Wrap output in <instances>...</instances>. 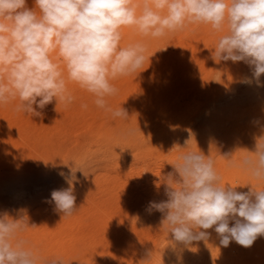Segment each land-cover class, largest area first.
Returning a JSON list of instances; mask_svg holds the SVG:
<instances>
[{
	"label": "clouds",
	"instance_id": "obj_1",
	"mask_svg": "<svg viewBox=\"0 0 264 264\" xmlns=\"http://www.w3.org/2000/svg\"><path fill=\"white\" fill-rule=\"evenodd\" d=\"M190 25H210L224 33L213 58L245 63L252 76L243 82L254 79L261 86L264 0H32L31 7L28 0H0V106L16 102L14 111L39 117L53 101L71 106L76 97L69 83H74L91 94L97 109L127 121L128 111L110 103L119 92L113 81L142 72L153 56L148 55L150 39ZM126 27L142 39L121 46ZM123 134L134 135L135 129ZM238 150L245 154L222 157L228 168L255 182L247 184L248 191L224 184L215 160L200 150L181 152L171 163L173 171L164 177L166 199L149 201L146 211L161 213L174 249L207 240L208 229L225 247L235 241L248 248L264 236V135L256 138L254 150ZM73 167L58 173L68 187L52 190L46 200L63 217L77 210ZM28 228L26 214H0V264H66L63 256L44 257L22 236ZM152 257L153 251H147L142 264H150Z\"/></svg>",
	"mask_w": 264,
	"mask_h": 264
},
{
	"label": "rangeland",
	"instance_id": "obj_2",
	"mask_svg": "<svg viewBox=\"0 0 264 264\" xmlns=\"http://www.w3.org/2000/svg\"><path fill=\"white\" fill-rule=\"evenodd\" d=\"M210 28V25H190L182 32L169 34L162 39L160 38V41H158L157 39V42H160L158 46L155 39L153 40L156 45L153 44L152 47L149 48L148 52V55L153 56L150 58V62H145L142 69L146 70L144 71L145 76L143 77L142 75H140V79L142 77L146 80H142V82H145L144 85L146 86L144 87V90L151 92L152 88H157L156 91L160 90L161 93L163 91V94H165L167 98H169V102H172L173 100L176 106L173 109L171 118L167 119L166 117H163L160 118L161 121L158 120L159 118H157L155 112L146 110V114L150 117V122H148L151 130H149L153 131L154 133L156 132L155 136L150 137V139L147 137L146 140H138L135 143L133 142V144L124 146L118 142L114 143L116 146L113 143L111 146V143L105 142L106 144H108L107 147L105 146V143H102L103 145H101V143H91V145L84 151L83 149H77V146L79 145V142L83 143L87 140V132L85 130L81 131V129H77L76 131L73 130L69 139L67 138L65 139V141L62 140V144L63 142H66V146L65 144L63 145L70 148L69 152H67V154L65 153L67 157H64L66 156L64 155L61 160L59 159L57 162L54 161L55 163H48V166L31 164V169L30 166H26L25 168L20 170L2 168L1 171L0 169V172L2 173H0V214L8 212L13 218H20L21 215L26 214L29 218V222L31 217V220L40 222L39 219L45 220V218L47 219L50 217H48V215H50L51 213H60L54 210V204L48 203L46 202V200L50 199V193L52 190L68 187L65 180L58 173L63 171L65 174H67L69 172V165L74 166L73 171L77 170V172L75 173L76 182L74 192L76 196V207H78V205H82L87 195H95L99 198L100 196H102V188H104L103 186L114 183L112 180H110L111 182L106 181L104 184H101L100 187H96L94 184V180L97 177L108 175L116 176L115 179H117L120 173H122L124 170L127 171L125 177L123 175L124 183H127L125 185L129 187L132 195L129 196L130 198L128 197V195H119L118 199H121L123 201L129 200L132 203H135V201L138 203H146V200L153 194L152 190L160 187L159 185H161L162 183V180L160 181L162 175H167L173 170L171 163L175 161L176 157L181 152L188 150H200L206 156L210 155L216 163L218 162L216 165V168H218V172L220 170H223L225 175H227V173L229 172L228 174L232 178L230 176H227L228 178H226L227 180H229L230 177V180H232V182L230 181V186H233L234 184V187H237L240 186L239 184H241L240 187L244 191L248 190L250 186H247V184L251 183L250 178L248 180H245L247 178L244 179L245 174L243 172L228 168L227 163L222 156L231 154L234 155V158H238L245 153L243 150H238L235 153L237 149H247L249 151L254 150L256 138L264 135V74H262L260 77L261 86H257V82L254 79H252L251 83H245L243 82L244 79L251 78L252 76L250 68L245 63H233L231 61L224 62L215 60L212 56V53L214 51L213 48L216 46L219 37L224 33L220 34L217 32H212L214 30ZM186 45H191V52L189 54H193V57L191 54L189 59H185V56L182 57L180 55V52H186ZM181 48L182 50H185L182 51ZM150 50L154 52L151 53ZM178 57L180 59L177 60ZM165 58L167 59V61ZM155 64L157 65L156 67ZM130 84L132 85V83ZM151 86L153 87L151 88ZM84 96L85 95H79V98H87V96ZM75 97L76 102L78 100V97ZM141 102V98L134 96L128 102V104L130 105H128L127 108H129L130 111L132 110V112L137 115L141 114V111L142 113H144V109L142 108L143 102ZM179 108L181 109L179 110ZM158 126L161 127L160 131H157ZM84 132L86 133L84 134ZM76 137L78 139H76ZM70 141H73V143L75 144L72 145ZM186 141H188L187 147L180 148L186 146ZM95 144H97V146H95ZM102 146H105V148ZM126 146H128L129 148ZM130 146H133L135 149L131 148ZM123 147H126V149H123ZM137 147L138 149H136ZM115 149H117V153ZM116 155L118 157H116ZM125 155L133 157L130 159ZM113 157H115L114 159L117 160H114ZM164 162L166 165L163 164ZM161 165H164V167ZM157 167H159V169L161 168L162 170H159ZM230 173H233V176ZM234 174H239L240 177H238L239 175L235 177ZM162 189L161 190L163 192H161V194L157 197L158 201L161 200V197L166 199L164 194L165 188ZM240 189L238 187V189L236 190L238 191ZM97 191H99V193ZM89 192H91L92 194H89ZM140 199L142 200L140 201ZM119 209V207H115L112 212L114 211L113 213L120 215L123 210L122 208L121 211ZM48 210L49 212H46ZM117 210H119L120 212ZM32 213L34 214L32 215ZM39 213H41L43 217L40 215L41 217L39 218ZM140 214L142 217V221L137 222L133 225V232L139 235L145 234L148 231V233L151 234V239L154 242L156 240V249L158 250V252L160 251L159 253L162 257V255H165V251L163 249L161 251V247L159 245L162 246L164 244H162V242L164 240V235L167 233L166 231L164 232V230L161 229V223L156 222V217L161 216L160 213L155 212L149 214L148 212H142ZM86 226H84V230L83 228L80 229L82 233L87 229H91L90 227H92L93 225L87 223ZM149 229L151 231H149ZM24 238L29 240L34 246L35 244H38L33 239L31 240L30 237L25 236ZM125 238L126 239L124 240L123 237V240H121L120 243L117 244H122L124 246L131 244L132 240H129V238L127 237ZM201 241L203 240H200V242L194 241V244H191L194 245V251L191 254V257H189L187 260H184V263L182 262V264H191V261L195 260L196 257L200 255V253L202 258L208 256V253L205 251H197V248L202 244ZM83 243L84 242H82L81 244V241H78L75 242V244H70L71 246L68 245V247L70 248V250H73L75 252L77 250H87L90 248L87 244ZM253 245L248 248L240 245L242 248V255L240 257L242 260V264H253V256L252 253H250L254 248ZM53 251L47 254L46 257H49V255L54 256L53 254H55V251ZM140 251H143L144 254L146 253V250L141 249ZM69 252H67L65 255H62L67 263L73 262L75 261V259H77L75 257V254ZM127 252H129V249L125 251L123 250L122 253L119 252V254H117V257L107 255L104 257V260H106L105 263L134 264L137 263L136 261H139L140 256L131 255L130 252ZM125 253L129 258L126 257ZM171 255L173 256L172 253ZM166 256L163 257L166 258ZM125 257L126 260H124ZM169 257L170 255L167 256V258ZM238 257L239 256L236 257L235 254L234 258L237 259ZM114 259L116 260L115 263ZM153 259L154 257H152V261ZM152 261L150 262V264L152 263Z\"/></svg>",
	"mask_w": 264,
	"mask_h": 264
},
{
	"label": "bare ground",
	"instance_id": "obj_3",
	"mask_svg": "<svg viewBox=\"0 0 264 264\" xmlns=\"http://www.w3.org/2000/svg\"><path fill=\"white\" fill-rule=\"evenodd\" d=\"M28 3H29V6L31 7L32 6V0H28ZM121 32H122V37H123V39L121 41V46H126L129 43H132L134 41L142 39L139 36V34L136 33L135 30L132 28H127V27L122 28ZM212 32H215V31H212ZM153 40L154 39H150L148 41L149 48H151L152 45L155 44L153 42ZM155 41L157 42V39H155ZM158 41H160V40L158 39ZM159 43L160 42L156 43L157 46ZM190 47H191V45H186V52L185 51L183 53L180 52L181 53L180 55L182 57L185 56V59L186 58L189 59L190 55L192 54V53L189 54L191 52ZM181 50H182V48H181ZM183 50H185V49H183ZM150 52L153 53L154 51L152 52V50H150ZM52 55H53V58L55 59L56 53H53ZM192 57H193V54H192ZM192 57H191V59H192ZM178 59H180V58L178 57L177 60ZM162 61H163V58H162ZM166 61H167V59H166ZM156 66L157 65L155 64V67ZM141 71L142 72L139 73L137 75V77H136V75H133V76L119 78V79L113 81V84L119 89L118 94L115 97L110 98V103L114 108L122 105V107L128 111L129 108H127V106L130 105V104H128V102L134 96L141 98V100L143 102V103L142 102L141 103L143 104L142 108L144 109L143 110L144 113H142V111H141V114L137 115V114L133 113L132 110L131 111L129 110L128 112L130 113L129 114L130 117L128 118L127 121L119 120V119L113 120L109 114L104 113L100 109H97L93 104V97L91 96V94L80 89L79 86L74 84V83H69V89L73 92L74 96L78 97V100L76 102H74L71 106L66 108L61 104H57V106H56V102L53 101V103L46 106V108L43 110L44 114L42 116H39V117L25 115L23 113H18L16 111H14V104L16 102H13L12 104H9L6 106H0V169H1V171H2V168L20 170V169L25 168L26 166H30V169H31V164H35V165H39V166H42V165L48 166L47 165L48 163H52L54 161L57 162L59 159L61 160V158H63V156L66 155L70 149L69 147H65L66 142H63V144H65V146L62 144V140L65 141V139H67V138L69 139V137H71L70 135L72 134L73 130L76 131L77 129H81V131L85 130L87 132V137H86L87 140L84 141L83 143L79 142V145L77 144L78 146L76 145L77 149H80V150L83 149L84 151L91 145V143H98V144L101 143V145H103L102 143L108 142V143H111V146H112V143L114 144L115 142H118L124 146V145L133 144V142L135 143L138 140H146L147 137L150 139V137L155 136L156 132L154 133L153 131H150L151 130L149 127V122H150L149 118L150 117L146 114V112L148 110L155 112V115L157 116V118H159L158 120L161 121L160 118H163V117L170 119L172 116L171 114L173 112V109L176 106H175L173 100H172V102H169L170 101L169 98H167V96L165 94H163V91H162V93L160 92V90L156 91L157 88L153 89L152 88L153 86H151V88H152L151 92L144 90V87H146V86L144 85L145 82L144 81L142 82V80H145V79L142 77L140 79V75H142L144 77L145 76L144 71H146V70L141 69ZM189 72H190V70H189ZM148 74H147V76H148ZM163 75H165V74H163ZM174 81H175V79H174ZM130 83H132V85ZM79 95H81V96L85 95V96H87V98L85 96H84L85 98H79ZM83 104H87L88 107L87 108L82 107ZM186 106H188V105H186ZM180 109L181 108H179V110ZM185 110H186V108H185ZM183 113H185V112H183ZM128 128L135 129V134L130 135V136L124 135L123 130L128 129ZM157 128H158L157 131L161 130V127L158 126ZM86 132H84V134ZM76 139H78V138L76 137ZM71 140H72V138H71ZM70 143L72 145L75 144V143H73V141H70ZM107 145L108 144H106L105 146L107 147ZM95 146H97V144H95ZM105 146H102V147L105 148ZM98 147H100V146H98ZM126 147H128V146H126ZM126 147L125 148L123 147V149H126ZM138 147H140V146H138ZM138 147L136 149H138ZM108 148H109V146H108ZM131 148H134V147L132 146ZM142 148H143V146H142ZM90 149H91V147H90ZM117 149H115L116 153L118 152ZM79 152H81V151H79ZM79 152H78V154H79ZM64 157H67V155ZM116 157H118V156L116 155ZM128 157L131 159L133 156H131V157L128 156ZM114 158L115 157H113V159ZM119 158H121V157H119ZM72 160H74V159H72ZM114 160H117V159H114ZM69 161H70V159H69ZM217 163H216V165H217ZM163 164H165V162ZM123 165H124V163H123ZM161 166L164 167V165H161ZM159 167H157V168L159 169ZM124 171L122 173H120V175L118 174L119 176L117 175L118 176L117 179H115L116 176H108V175H102V176L97 177L94 180L95 181L94 184L96 187H100L101 184H104L106 181L109 182L110 180H112L114 183L109 184V185L107 184V186H103L104 188H102L103 193H102V196H100L101 198L100 197L98 198L95 195H87L86 198L84 197L85 200L83 201L82 205H80V206L78 205V207H76L77 210L71 216L63 217L62 213H56V214L51 213L50 215H48V217L50 216L49 218H47V219L45 218V220L39 219L40 222H35V221L31 220L32 219V217H31L30 222H29L30 228H28V230L26 232H24L22 234V236L24 235L23 237H25V236L30 237L31 240L33 239L36 243H38V244H35V247L40 250L41 254L44 257H46V255L49 254L53 250L55 251V254H53V255H59V256L65 255L70 250L68 245H70L72 243L75 244V242H78V241H81V244H82V242H84L85 244H87L91 248V249L89 248L87 250H80V251L77 250L76 252L73 250H70V252L72 254H75V257L77 259H75V261H73V262H68V263L66 262V264H106L105 263L106 260H104L105 256L111 255V256L117 257V254H119V252L122 253L123 250L125 251L127 249H129V252L131 255L140 256L139 261H136L137 263H134V264H142L141 260L145 259L146 253L144 254L143 251L141 252L140 251L141 249L146 250V252L147 251H153L154 259H153V261L151 260L152 261L151 264H182V262L184 263V260H187L189 257H191V254L194 251L193 250L194 245L180 246L179 248L174 249L172 247V244H171V241H172L171 234L170 233L168 235L165 234L164 240L162 242V244L163 243L164 244L162 246L159 245L161 247L160 250L162 251V249H163L165 251V255H162V257L166 256L167 253H168L167 256L170 255V257H171L172 256L171 253L173 254V256L171 258L170 257L167 258V256H166V258L165 257L162 258L160 256V253H159L160 251L158 252V250L156 249V246H155L156 240L154 242L151 239L152 238L151 234H149L148 231L145 234H139L138 235L135 232H133V229H132V227L135 223L142 221V217H141L140 213H142V212L147 213L146 207H147L149 201H158L157 197L161 194V192H163L162 188H165L164 177L166 175H164V174H163L164 176L162 175V178L160 179V181L162 180L161 185H159L160 187L155 189V190H152L153 194H152V196H150V198H148L146 200L147 201L146 203L145 202L144 203H140V202L138 203L136 201H135V203H132L129 200L123 201L121 199H118L119 195H128V197L132 195V192L129 189V187H127V185H125L127 183L126 182L124 183V177H125V174L127 172L126 170H124ZM170 171H171V169H170ZM136 173H137V171H136ZM219 173L223 177V183L227 185V182H228V185H231L230 181L232 182V180H230L231 176L228 174L229 172L227 173V175H225L224 171L220 170ZM160 174H162V173H160ZM230 174L232 175L233 173H230ZM123 175H124V177H123ZM133 175H134V173H133ZM136 175H135V177H136ZM238 175L234 174L235 177H237ZM130 176H131V174H130ZM227 176H230L229 180H227V178H228ZM243 176H244V174H243ZM238 177H240V175ZM241 177H242V175H241ZM245 178H247V179H245ZM140 179H141V177H140ZM244 179L248 180L249 177L245 174ZM233 181H234V179H233ZM251 183H252V181H251ZM254 183L255 182L253 181V184ZM141 185H142V182H141ZM239 185L241 186V184H239ZM21 186H22V184H21ZM240 186H237V189H238V187L240 189L241 188ZM232 187H234V184ZM262 187H264V186H262ZM238 191H244V190L241 188ZM246 191H248V190H246ZM97 192L99 193V191H97ZM89 194H92V193L89 192ZM82 196H83V194H82ZM138 196H140V195H138ZM125 198H126V196H125ZM141 198H142V196H141ZM162 199H164V198L161 197V200ZM141 200L142 199H140V201ZM115 207H119L120 211L122 208L123 212L121 214L118 213L120 215L113 213L114 211L112 212V210ZM119 210H117V211H119ZM36 212H34V213H36ZM46 212H49V210ZM155 212L156 211H153L152 213H155ZM34 213H32V215ZM114 214H116V215H114ZM40 215L43 217V215L41 213H39L38 214L39 218L41 217ZM160 215H161V213H160ZM156 218H157L156 222L161 223V216L156 217ZM87 223H90L93 226L90 227L91 229H89V230L87 229L86 230L87 232L85 231L82 233L80 231V229L83 228V230H84V226H86ZM32 225H35L36 227H31ZM161 229H162V226H161ZM149 231H151V230L149 229ZM206 231L210 233V236L208 237L207 240L201 241L202 244L198 247L199 249L197 248V251H199V252L205 251L208 253V256L202 258L201 253H200V255L198 257H196L195 260L191 261V264H242V260L240 258L242 255V250H241L242 248L239 244H238L239 245L238 246L235 241H231L227 247L222 246L220 244V238L216 234L214 229H208ZM123 237H124V240L126 239L125 237L129 238V240H132L131 244H128L125 246L122 244H121L122 246L118 245L117 243H120V241L123 240ZM118 240H119V242H118ZM253 244H254L253 245L254 248L250 252V253H252V256H253V264H264V236L258 237L254 241ZM85 248H87V247H85ZM129 252H127V253H129ZM235 254H236V257L239 256L237 259L234 258ZM125 255H126V253H125ZM126 257H128V256L126 255ZM126 257L124 260H126ZM118 258H119V256H118ZM118 260H120V259H118ZM115 262H116V260L114 261V263Z\"/></svg>",
	"mask_w": 264,
	"mask_h": 264
}]
</instances>
